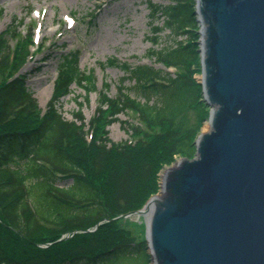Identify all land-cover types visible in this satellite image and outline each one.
I'll return each instance as SVG.
<instances>
[{
  "label": "trees",
  "instance_id": "1",
  "mask_svg": "<svg viewBox=\"0 0 264 264\" xmlns=\"http://www.w3.org/2000/svg\"><path fill=\"white\" fill-rule=\"evenodd\" d=\"M195 3L148 0L151 18L163 22L153 31L170 32L173 44L149 49L152 64L120 65L134 80L131 89L146 101L133 98L122 83L110 98L105 83L87 122L81 108L96 90V79L79 69V52L59 56L51 98L41 112L25 77L16 76L31 54V38L19 37L16 27L0 33V264H148L144 237L123 227L138 228V222L115 218L140 210L158 192L163 167L196 154L207 110L195 77L200 71ZM72 84L85 96L74 120L67 121L58 105ZM194 110L192 123L187 112ZM128 112L137 121L123 122L130 140L110 142L107 127ZM97 224L93 232H82Z\"/></svg>",
  "mask_w": 264,
  "mask_h": 264
},
{
  "label": "water",
  "instance_id": "2",
  "mask_svg": "<svg viewBox=\"0 0 264 264\" xmlns=\"http://www.w3.org/2000/svg\"><path fill=\"white\" fill-rule=\"evenodd\" d=\"M208 131L141 210L152 264H264V0H196Z\"/></svg>",
  "mask_w": 264,
  "mask_h": 264
},
{
  "label": "rangeland",
  "instance_id": "3",
  "mask_svg": "<svg viewBox=\"0 0 264 264\" xmlns=\"http://www.w3.org/2000/svg\"><path fill=\"white\" fill-rule=\"evenodd\" d=\"M147 2L148 0H0V32L8 27L14 29L17 26L22 35L34 33L35 42L41 47V50L27 60L20 71L24 74L26 86L40 111H44L46 103L51 98L53 83L57 77L59 56L70 50L79 51V68L87 73L93 72L96 79V90L88 95V101L84 102L81 108L85 121L94 115L98 103V91L105 83L110 86L108 89L110 98L116 95V85L122 83L126 89H129L128 92L133 98L146 101L144 96L131 89L134 80L125 74L120 65L127 64L131 67L138 64L148 65L151 63L146 55L149 49H160L173 44V39L167 38L170 32L153 31L154 27L162 25L163 22L151 18ZM197 31L200 32V28ZM157 36H159L158 40L154 42L153 39ZM199 48L198 45V51ZM109 59H116L118 65H107ZM199 69L200 71L195 73L198 83L201 82L202 76L200 60ZM70 92L58 105L60 114L67 121L74 120L78 103L82 102L85 96V91L75 84L72 85ZM157 101L152 102L157 103ZM201 103L206 107L208 114L207 112L206 116L204 114L199 134L209 130L207 125L210 107L203 98ZM197 116L195 110L187 112V118L192 123L197 121ZM123 122H136L135 115L128 112L118 116L117 123L107 128L110 142L118 144L129 140L130 133L126 132ZM178 159L180 158L176 160ZM173 164L166 165L158 173L159 182L163 171ZM66 186L60 185L61 188ZM129 220L136 222L134 217ZM100 224L82 232H93ZM138 225L137 228L123 223V227L128 229L132 236H143L145 239V220L140 219ZM116 230L122 233L118 230V226ZM69 236L71 235L63 237L68 239ZM147 263L152 264L150 257Z\"/></svg>",
  "mask_w": 264,
  "mask_h": 264
},
{
  "label": "bare ground",
  "instance_id": "4",
  "mask_svg": "<svg viewBox=\"0 0 264 264\" xmlns=\"http://www.w3.org/2000/svg\"><path fill=\"white\" fill-rule=\"evenodd\" d=\"M207 127H209V123H208Z\"/></svg>",
  "mask_w": 264,
  "mask_h": 264
}]
</instances>
